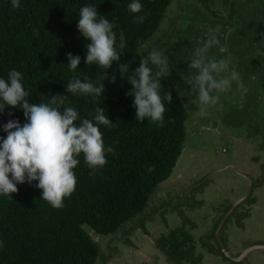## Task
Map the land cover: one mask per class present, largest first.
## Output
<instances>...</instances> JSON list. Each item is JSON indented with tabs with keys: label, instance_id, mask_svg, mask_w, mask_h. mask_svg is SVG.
Listing matches in <instances>:
<instances>
[{
	"label": "trees",
	"instance_id": "trees-1",
	"mask_svg": "<svg viewBox=\"0 0 264 264\" xmlns=\"http://www.w3.org/2000/svg\"><path fill=\"white\" fill-rule=\"evenodd\" d=\"M173 1L141 0L142 12L133 14L127 8L130 0H22L20 9L0 0V76L21 71L32 103L67 95L66 106L77 108L82 118H91L97 106L105 108L113 126H101V131L105 145L115 149L107 154L105 167L95 172L83 155L79 157L76 190L61 209L41 199L37 182L18 184L13 198H0V264H97L101 246L89 228L101 235L119 232L147 209L156 189L173 174L184 151L189 119L180 92L169 76L163 78L162 91L173 97L166 104L165 123H140L129 95L133 86L118 67L129 64V75L139 67L148 55L145 41L159 31ZM88 4L115 20L117 36L123 31L126 39L121 60L107 70L116 81L103 80L105 92L95 101L67 92L69 80H95L100 72L98 66L85 64L88 41L77 27L79 9ZM136 15L145 17L143 23L135 22ZM69 52L81 57L77 72L68 70ZM13 119L26 122L19 108L6 107L0 113V136L6 137L3 125ZM180 233L170 237L185 245Z\"/></svg>",
	"mask_w": 264,
	"mask_h": 264
},
{
	"label": "rangeland",
	"instance_id": "rangeland-1",
	"mask_svg": "<svg viewBox=\"0 0 264 264\" xmlns=\"http://www.w3.org/2000/svg\"><path fill=\"white\" fill-rule=\"evenodd\" d=\"M217 26L221 29L219 37L226 51L221 53L214 47L210 50V55L230 58L232 67L240 73L247 92L242 95L238 89L233 88L231 92L221 94L220 104L210 109L206 115L200 116L192 102L196 97L190 93L191 86L183 78L184 74L192 71L189 68L190 61L185 57L207 38L210 29ZM153 49L164 50L170 56L172 71L169 77L180 94H184L181 97L189 113L184 153L175 168V178L176 172L184 168V155L186 160H190V166L187 172L182 173L186 178L181 183L183 185L178 186L179 183H176V189L172 190L175 193L162 189L168 186V183L161 185L152 195L147 209L123 225L119 232L101 235L89 228L102 250L97 264H110V260L113 264H125L129 258L122 254L129 248L130 252H133V245L137 244L145 246L144 253L148 252L149 255L160 259V256L154 254L157 245H152L147 235L153 241L159 224L168 231L164 213L170 210L182 215L184 211L189 216V211L194 205L193 195L199 199L196 196L199 191L204 189L207 192V188H212L209 181L217 178L212 176L215 175V166L218 164L222 167L226 160H233L234 155L237 163L245 159L248 161L250 158L247 154L250 149L255 150L262 143L260 136H264V0H174L159 31L145 41L144 52L149 54ZM259 91L261 93H258ZM260 154L264 160V152ZM190 178L195 181L187 187ZM203 183H208L210 187L201 186ZM196 184V187H192ZM248 185L246 198L249 194L251 198L246 203L262 204L264 212V193L257 194V186L253 188V183L250 182ZM195 188L197 190L194 191ZM236 194L232 195L230 191H226L223 197H218V200L223 198L220 206L222 210L229 211L217 224L211 220L209 225L204 222V233L200 234V237L192 239L188 237L186 229L180 227L174 231L181 232L180 237L184 239L185 245H178V241L170 237L174 232L172 230L167 236L165 234L164 238L157 240L160 249L168 255L166 261L182 264L185 259L195 264H204L198 258V253L194 252V244L197 243L208 245L213 253L224 258V261L218 258L214 264H264V215L260 224H249L246 228L249 232L238 235L236 245L241 249V254L231 257L228 253V229L231 223H234L235 215L246 206V203L241 202L243 199L235 200ZM227 198L234 200L232 206L225 201ZM196 204L198 202H195ZM233 208H237V211L229 217ZM204 209L208 211L212 207ZM182 218L185 219L183 216ZM199 222H202L201 219ZM240 225L243 223L240 222L237 227L241 228ZM136 255L138 256V252ZM141 264L158 263L153 258L143 260Z\"/></svg>",
	"mask_w": 264,
	"mask_h": 264
},
{
	"label": "clouds",
	"instance_id": "clouds-1",
	"mask_svg": "<svg viewBox=\"0 0 264 264\" xmlns=\"http://www.w3.org/2000/svg\"><path fill=\"white\" fill-rule=\"evenodd\" d=\"M21 3L22 0H10L14 9H20ZM127 8L130 13L139 14L143 4L141 0H130ZM144 19L143 15L134 17L136 23H143ZM77 27L88 41L85 64L98 66L100 72L95 80L79 77L69 80L67 92L95 101L105 92L103 80L115 83L116 77L110 76L107 70L121 60L126 39L123 31L117 36L115 20L110 21L101 15L92 4L79 9ZM220 31L219 26L210 29L207 38L185 57L190 61L192 71L183 78L191 86L190 93L196 97L192 102L200 116L216 108L221 94L231 92L234 87L242 95L247 92L240 73L232 67L231 59L210 55L214 47L221 53L226 51L221 44ZM67 55L68 70L77 72L81 57L71 52ZM118 67L121 75L133 86L129 95L134 98L137 121L148 120L163 126L166 104L173 100L171 92L162 91L161 81L172 71L167 52L153 49L142 57L139 67L131 75L129 64L120 63ZM24 79L23 73L16 69L10 70L7 78L0 76V113L6 107L19 108L26 119L23 124L19 119H13L3 125L7 135L0 136V198H13L18 184L37 182L35 186L42 190L41 199L51 207L61 209L65 206V199L76 190L75 169L80 163L79 157L83 155L85 164L95 172L105 167L107 154L115 152L112 146L105 145L101 131V126L111 127L113 121L101 106L95 108L91 118H82L77 108L66 106L67 95H52L47 101L32 103Z\"/></svg>",
	"mask_w": 264,
	"mask_h": 264
},
{
	"label": "crops",
	"instance_id": "crops-1",
	"mask_svg": "<svg viewBox=\"0 0 264 264\" xmlns=\"http://www.w3.org/2000/svg\"><path fill=\"white\" fill-rule=\"evenodd\" d=\"M263 80H264V75H263ZM235 88V87H234ZM264 90V87L262 88ZM262 91V90H261ZM259 91L258 93H261ZM262 137V143L258 145V147L254 150L250 146V152L247 154V156L250 158L248 161L246 159L244 161H239L238 163L235 162L236 158L235 155L233 156V160H226L225 164L220 167L218 164L215 166V175L212 176H217L216 180H210L209 184L212 186V188H207V192L202 191L198 192L197 197L199 199L195 198V195H193V201L192 203L193 208L191 211H189V216L187 215L186 212L182 211L183 214L176 212V211H168L164 213L165 218L167 219V229L164 230V228L159 224V228L155 231V236H153V241L150 237H148L147 234V239L151 241L150 243L152 245H157L156 249L154 250V254H157L160 256L159 258H156L152 255H149L148 252H143V250H146L145 246L143 244L140 245H133V252H130L131 248L128 249L127 252H124L122 255L125 256V258H129L128 261H126L125 264H141L143 260H152L153 258L155 259V262L158 264H172L170 261H166V257L168 256L165 251L161 250L159 247V239L164 238L165 234L166 236L169 234L170 230L174 231L176 228L183 227L186 229V233H188V236L192 239H196L197 237H200V234L204 233V222H206L205 225H209L210 220L214 221L216 224L219 223L220 219L222 216L229 211L228 209L222 210L221 206V200H218V197H223L226 191H230L232 195H235V200H241V202L246 203L247 200H249L251 195L246 198L247 191L249 189L248 183L250 182L251 184L253 183V188L257 186V194H263L264 193V173H262V168H264V160L261 157L262 152H264V136ZM258 151V152H257ZM184 153V152H183ZM182 153V155H183ZM181 155V156H182ZM186 156L182 158V160L185 161L184 168L178 170L176 172L177 177L175 178V170L171 177L167 179L165 182H163L161 185L164 183L167 184L168 186L162 188L164 191H170L171 193L172 190L176 189V183H179L178 186L186 180L185 176L182 175V173L187 172L190 166V160L185 158ZM181 158V157H180ZM180 160V159H179ZM181 160V162H182ZM179 162V161H178ZM179 164V163H177ZM176 166L175 168H177ZM189 182L187 183V187H190L193 184L192 178L188 180ZM208 182V181H207ZM164 184V185H165ZM160 185V186H161ZM183 185V184H181ZM208 186V183H203L201 186ZM159 186V187H160ZM196 185L192 187H196ZM158 187V188H159ZM210 187V186H208ZM158 190V189H157ZM197 190V188L194 189V191ZM156 193V192H155ZM234 198V197H233ZM245 200V201H244ZM228 203L231 204L232 206V201H234L232 198L231 199H226ZM195 202H198V204L195 205ZM179 204V202H177ZM176 204V205H177ZM262 204H258L257 202L253 203H246V206L242 208L240 212H238L235 217H234V223H231L230 228L228 229L227 233V241H228V249H229V255L231 257L237 256L241 254V249H239L236 245L238 235L240 233L244 232H249L246 228L252 225V224H260V221L262 219V215H264V212L261 207ZM211 206L212 209L206 211L204 208ZM220 207L216 209L217 207ZM237 207V206H235ZM257 210L259 214H257ZM237 208H233V210L230 212V215L233 212H236ZM233 215V214H232ZM181 216V217H180ZM185 217V219L182 218ZM199 219H201L202 222H199ZM190 222V223H189ZM243 223V225H240L241 228H238L237 225L239 223ZM247 223V224H246ZM235 224V225H232ZM242 230V232L240 231ZM240 239V236H239ZM241 240V239H240ZM136 252H138V256L136 255ZM194 252L198 253V258L204 263V264H214L215 261H218L217 259L220 258L222 259L221 261H224V258L220 254H215L212 252L211 248L208 247V245H202V244H194ZM102 254V250H101ZM144 256V258L142 257ZM195 258L197 257L196 255L194 256ZM217 257V258H216ZM124 258V257H123ZM184 262L182 264H195L192 263L193 261H188L183 259ZM110 264H113V261L110 260Z\"/></svg>",
	"mask_w": 264,
	"mask_h": 264
}]
</instances>
